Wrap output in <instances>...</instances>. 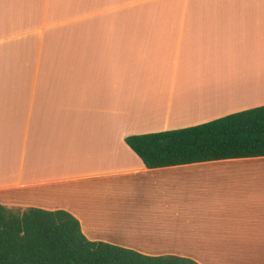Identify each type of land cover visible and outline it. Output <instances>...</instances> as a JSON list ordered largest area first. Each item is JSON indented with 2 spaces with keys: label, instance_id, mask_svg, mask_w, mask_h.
<instances>
[{
  "label": "crops",
  "instance_id": "1",
  "mask_svg": "<svg viewBox=\"0 0 264 264\" xmlns=\"http://www.w3.org/2000/svg\"><path fill=\"white\" fill-rule=\"evenodd\" d=\"M264 105V0H0V203L91 240L264 264V156L149 168L129 135Z\"/></svg>",
  "mask_w": 264,
  "mask_h": 264
},
{
  "label": "trees",
  "instance_id": "2",
  "mask_svg": "<svg viewBox=\"0 0 264 264\" xmlns=\"http://www.w3.org/2000/svg\"><path fill=\"white\" fill-rule=\"evenodd\" d=\"M125 142L149 168L264 156V105L194 126L129 135ZM0 264L199 263L91 240L79 219L63 209H22L0 203Z\"/></svg>",
  "mask_w": 264,
  "mask_h": 264
}]
</instances>
